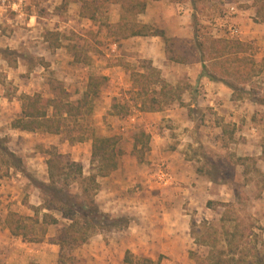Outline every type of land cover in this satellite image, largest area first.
<instances>
[{
    "label": "rangeland",
    "instance_id": "1",
    "mask_svg": "<svg viewBox=\"0 0 264 264\" xmlns=\"http://www.w3.org/2000/svg\"><path fill=\"white\" fill-rule=\"evenodd\" d=\"M13 1L19 0H0V7H7V3L10 5ZM167 1L169 5L164 9L163 18L169 19L168 21H172L177 15H183L181 8L183 4H189L191 9L188 10L191 18L186 22V25L191 26L188 37H174L188 41L177 43L178 57L188 60L189 63L195 60L204 61L211 74L234 85L237 94L242 95V99L233 104L227 100L222 101L223 95L216 96V99L207 97L206 94L211 92H202V88H198L199 80L195 78V81L192 80L193 75L195 76L193 72L195 66L201 71L199 64L165 68V82L184 90L180 105L185 106L183 108L188 112H186L185 126L178 122L180 121L178 116L172 117V120H163L164 128H160V133L167 134L169 141L160 145L165 152L177 150L184 154L185 160L190 161L186 164L188 170L193 168L199 176L201 175L200 177L203 178L201 183L206 182L207 179H214L211 186L203 183L199 187L201 190L205 187L211 190L210 197H213V194L219 197L218 200L212 198V209L206 211L204 206L210 198L201 192L195 197L191 195L194 208H186L185 211L191 216L190 235L195 247L191 246V251H188L187 264L204 263L208 252H216L222 248L226 251L231 250L229 256L234 257L236 264H253L252 254L255 252L264 254V105H262L264 62L261 61L264 56V31L259 27L260 23L255 15L250 16L249 13L256 12L257 1ZM23 4L24 16L21 18L16 19L9 9L0 18L1 33L9 38L17 37L20 43H24L23 46H19L18 52L0 50V146L3 145L7 151L15 155V158L7 157L4 150L0 151V264H56L57 260L54 257L58 253V247L51 246V243L62 231L63 224L67 222L59 215H56L59 220L58 225L35 226L29 221L34 217L32 206L37 207L42 203V194L38 185L46 180L45 163L53 159L52 154H68L78 158L87 175L90 167L88 138L116 137L119 139L116 149L120 153L117 168L102 181L103 184L112 187L123 182L122 176H125V173L123 174L122 170L123 162L119 163V159L124 152L129 151L130 146V156L134 161L145 170H154L153 182L167 185L181 182L176 180L177 177L172 176L169 160H159L154 164L155 166H151V161L149 162L154 139L151 140L153 135L149 134V129H145L141 122L142 115L136 110V100H132L133 90L129 74L141 71L139 67L145 64L139 63L142 55L128 48L131 42L116 40L106 35L102 27L97 24L92 25L89 21L78 17V4L76 6L71 3L66 9L58 7L60 0H23ZM117 5L109 7L108 22L118 19ZM230 7H234L233 13ZM31 15L34 18L29 20L28 17ZM240 15L245 19L243 26L248 33L243 32V36H229L227 33L229 27L236 26L240 29L242 26L235 21ZM7 16L12 18V21L5 28L4 22ZM142 21L143 18L138 15L136 22L141 24ZM216 24L217 32H213ZM157 27L162 28V26ZM219 27L220 34H218ZM44 31L52 34L43 35ZM42 36L51 45L60 43L62 50L50 51L51 54L56 53V60L52 58L53 54L47 53L44 46L35 50V53L42 56L29 54L32 46L30 43H45ZM216 41H219L217 43L221 46H226L223 55H226L228 60L223 62L226 57L219 58L222 50L216 52L220 47L214 44ZM236 41L243 45L240 47L241 50L235 46ZM114 45L116 48L113 47ZM197 47L200 48L199 51ZM44 58L59 63L51 65L50 62H44ZM143 60L150 62L147 58ZM248 67L251 68L249 72ZM243 71L247 72L249 78L244 77L240 82L237 73ZM164 74L161 75L164 77ZM89 75H107V82L101 88L99 98L94 102L92 116L86 125V122L82 124V129L68 123L63 132L57 136L21 133L11 129V124L20 112L22 94L37 93L47 99L53 96L61 97L62 93H65L66 99L73 102L80 98ZM113 99L119 104L125 102L130 106L127 116L116 118L109 114ZM219 101L224 103L218 104ZM176 105L177 102H174L166 106L163 111L173 110ZM232 105H236L238 111L233 109ZM222 127L223 135L219 131ZM163 129L165 132H162ZM181 129L189 132L191 144L187 139L181 138L183 134ZM140 132L148 136V141L142 140L143 143L134 151L132 149L134 139ZM79 135H82L84 140L72 142ZM130 164L133 165V162ZM131 169L129 172L135 175L141 171L139 168ZM162 174H166V178L158 180ZM130 182L133 183V179ZM205 184L206 186H203ZM56 186L62 188V183L59 182ZM77 187L76 184L71 183L68 189L71 194L79 193V189L78 192L76 191ZM219 203L227 206H220ZM11 215L25 220L27 225L25 232L28 236L41 237L42 240L29 243L5 232V222ZM195 215L198 217L196 218ZM38 217L40 218L39 214ZM120 219L126 220L124 217ZM225 230L237 236L230 247L225 246L223 241L220 242L221 231ZM98 233L105 241L112 237L111 232L106 231H97L93 235ZM239 235H242L241 238ZM77 249L73 251V256ZM119 257V252H114L113 264H123L119 261ZM74 258L75 264H85V258L79 256ZM137 259L142 258H134L126 254V260L135 262Z\"/></svg>",
    "mask_w": 264,
    "mask_h": 264
},
{
    "label": "trees",
    "instance_id": "2",
    "mask_svg": "<svg viewBox=\"0 0 264 264\" xmlns=\"http://www.w3.org/2000/svg\"><path fill=\"white\" fill-rule=\"evenodd\" d=\"M149 1L157 0H62L60 8L66 9L70 2L78 4L80 17L105 27L107 34L116 40L132 37H158L162 40L165 54L170 60L179 64H188L189 61L178 57L176 51L178 49L177 43H186L188 41L167 38L162 30L136 22L137 16L144 12L146 4ZM256 1V20H258V23L264 24V0ZM113 4H118L120 9L119 19L115 24L107 21L109 7ZM217 42L219 41H216L214 44L220 47L216 49V52L218 53L219 50H222L219 58L222 56L225 58L226 55H223V52L226 46H221ZM234 43L239 48L243 46L237 41ZM59 46H61L60 43H53L52 45L53 48H58ZM199 50L200 48L197 47V51ZM226 60H228L227 57L223 62ZM140 62L141 65L145 64V66L139 67L141 71L129 73L133 88L132 100H136L135 107L137 112H160L174 102L180 104L184 90L179 86L174 87L165 82L161 78L160 72L150 62L143 59H140ZM199 63L201 64L200 77H204L209 81L219 82L228 87L232 92L231 100L240 101L242 99V95L237 94L234 85L227 83L223 78L215 77L211 74L204 61H199ZM250 69H248V72ZM226 75H228L227 71ZM237 75L239 81L244 77L246 79L249 78L246 71L239 72ZM106 82L107 77L105 76L89 75L80 98L73 102L66 99L65 93H62L61 97L56 96L47 99L39 94H22L20 97L22 109L20 115L13 121L12 127L31 133H43L53 136L60 135L68 123L82 129V124L86 122V125L92 116L94 102L99 98L101 88ZM242 94L245 93L243 92ZM262 105H264V101ZM129 108L130 106L125 102L119 104L118 101L113 99L109 114L125 117L129 114ZM75 138L72 142L84 140L82 135ZM88 140H91L90 175L83 177L82 166L79 163L71 161L67 155L52 154L53 159L46 161L48 182L46 184L39 183L38 185L39 191L42 194V203L39 207L32 208L34 217L29 219L30 223L35 226L58 225L59 220L56 215H59L63 221L67 222L63 224L62 231L53 240V244L58 247L56 264H75L73 251L86 244L97 231L111 232L112 230L127 227L126 220L112 218L107 214L101 213L94 201V195L99 189L96 179L107 177L117 168L120 153L116 149V146L119 139L116 137L91 136ZM142 140L147 142L148 136L143 132L137 133L134 139V150L143 143ZM3 150L7 157L15 158L1 145L0 151L3 152ZM17 162H19L18 159ZM211 181H214V179H211ZM59 182L62 183V188H57L56 184ZM71 183L78 186L80 189L79 193H70L68 188ZM219 204L223 207L227 206L224 203ZM212 205L213 202L211 201L206 203L208 209H212ZM41 212L43 213L41 214ZM5 223L9 233L14 237H19L29 243H36L42 240L41 237L27 235L25 232L27 228L25 220L19 216L11 215ZM221 236L220 242L223 241L227 247H230L237 237L234 233H229L227 230L221 231ZM239 236L241 238L242 235ZM230 252L231 250L226 251L224 248L216 252H208L206 262L201 264H236L237 261L233 259L234 257L229 256ZM126 254L123 262L126 264L133 263L126 260ZM252 256L254 258L253 264H264V254L255 252ZM134 264L158 263L142 258L137 259Z\"/></svg>",
    "mask_w": 264,
    "mask_h": 264
},
{
    "label": "crops",
    "instance_id": "3",
    "mask_svg": "<svg viewBox=\"0 0 264 264\" xmlns=\"http://www.w3.org/2000/svg\"><path fill=\"white\" fill-rule=\"evenodd\" d=\"M71 3L73 5H76V3L74 2H70L69 4ZM4 4L5 3H3L2 5ZM61 4H62V0H60V4L58 7H61ZM113 5H117V4H113ZM167 5H169L167 0L165 1L157 0V1L147 2L144 12L139 15L141 18H143L141 24L154 26L155 28L162 30L167 38L188 37V32L191 28L190 25H186L188 19L191 18V14L189 13V11L191 10L189 9L190 8L189 4H183L181 6V8H183V15H177L176 17H174V19H172V21H168L169 19L163 18L165 12L164 9L168 7ZM23 6H24L23 0H19L16 2L13 1L12 4L10 5H8L7 3V7L1 6L0 18L4 16L7 9H9V12L12 13L16 19L21 18L22 16H24ZM117 6L119 12L120 11L119 5ZM249 13H251L250 16L255 15V12L253 13L250 11ZM77 14L78 17H80L79 8ZM28 18L29 20H32L34 17L31 15ZM80 18L89 21L92 25L95 24L88 19L82 17ZM118 19H119V14H118ZM118 19L116 21L109 23L115 24L117 23ZM235 19L237 23L242 25L240 26V29H238L239 31L238 35L239 36L242 35L243 32L244 34H246V32L248 33V31L245 32L243 26L245 25V22L243 23L245 19L241 18V15L240 17L237 16ZM11 21L12 18L7 16V20L5 19L4 22V24L6 25L5 28H7V24H10ZM153 24L157 26H162L163 29ZM13 26L14 25H12V27ZM97 26L99 25L97 24ZM216 26L217 24L215 25L213 32L214 31L217 32ZM100 27H102L105 30V33L107 35V31L105 27L103 26ZM259 27L264 31V24L262 23L259 24ZM218 30H219L218 34H220L221 33L220 27L218 28ZM47 32L48 31H44L43 35L52 33V32H48V33ZM247 36L249 35L247 34ZM44 38L45 37L42 36V39L45 43H30L32 45L31 53H29L31 56H38V57L42 56L39 55V53H35V50H37L38 47L40 46L41 47L44 46L48 54H51L50 52L51 49H54L55 52L62 50L61 46H59L58 48H53L51 43H49L46 40V38L45 39ZM121 40L131 42L129 43L128 48L133 50V52L135 51L138 52L140 55H142L140 59L147 58L154 68L160 70L159 72L162 79L166 78V74H164L166 67L169 66L188 67L191 63H196L201 65L196 60L188 64H179L173 62L165 54L164 44L162 40L158 37H132ZM150 42H154V43H150ZM23 45L24 43H20L17 37L10 36L9 38V36H5L4 34H2L0 30V50H2V52H13V51L18 52V49L20 48L19 46H23ZM115 46L116 45H114L113 47L116 48ZM52 54H51L52 58L56 60L57 58L56 53H52ZM263 60H264V56L261 58V61ZM44 62L49 63L50 61L44 58ZM55 63H59V62L57 61L50 62L51 65ZM118 67L120 66L118 65ZM28 72H30V70H28ZM193 72L195 73V76L193 75L192 80L193 81L197 79L199 80L198 88L199 89L202 88L201 90L202 92L203 91L211 92L209 94H206L207 97L216 99V96L223 95L224 99H222V101L227 100L231 104L235 103V101L231 100L232 92L229 90V88L223 86L219 82H213V81H209L204 77H199L201 72L199 67L195 66ZM161 74H164V77ZM189 76L191 75L189 74ZM105 77H107V75ZM27 95L30 94L27 93ZM180 102H182V99ZM221 103L223 104L224 102L219 101L218 104ZM175 107H176L175 109L170 111L166 110L160 112H149V113H139V114L142 115L141 122H143L145 129H149L148 130L149 134L153 135L151 137V140L154 139V145L152 146L150 145L151 155L149 157V162L151 161V166H155L154 164L159 160H165V159L169 160L168 164L170 166L171 172L173 173V174L171 173L172 176L174 175L175 177H177L176 178L177 181L183 183L181 184L175 182L173 185L172 184L167 185V184H158L156 181L153 182L152 180L154 179V173H155L153 172L154 170L153 169L145 170L144 167L138 165V163L134 161V158L130 156L131 146L129 144L130 146L129 151L124 152V154L121 156V159H119V163L123 162V169H122L123 174L125 173V176L127 175V177L122 176L123 182H119L117 183V185L112 187L107 184H103L102 181H104L106 177L97 178L96 181L99 185V189L94 195V201L101 212L109 215L110 217L117 219L124 217L127 221V227L123 229L112 230L111 231L112 237L107 241L103 240L101 234L99 233L95 234L89 239V241L86 244L79 247L75 251L74 256L85 258V264H113L115 261L113 258L114 252L117 253L119 252L120 254L119 261L122 262L123 264H126L123 262V258L127 252L134 258L149 259L153 262H157L158 264H187L188 254H189L188 251L189 250L191 251V246L194 245L193 238H191L190 235L191 216L187 214L185 211L186 208H194V202L191 198V195L195 197V195H198L199 192H201L203 194H206L207 197L210 198L208 200L211 202L213 200L212 198L218 200L219 197L215 196L214 194L212 195L213 197H210L209 195L211 194L210 193L211 190L206 189V187L204 188V190L200 189L199 185H202L203 183H207L208 186H211L214 182L207 179L206 182L203 181V183H201L200 181L201 179H203L200 177L201 175L199 176L193 168H191V170H188L186 164L190 163V161L189 159L185 160L184 154L178 152L177 150H169V151L166 150L165 152L164 149H162L161 147L162 144H166V142L169 141V136L167 134L160 133L161 132L160 128H164L162 124L164 119L172 120V117L176 118L178 116V118L180 117L179 118L180 121L178 122L181 123L183 126H185L186 124V112L188 111L183 108L185 106H181L179 103H177ZM232 107L233 109H236L238 111L236 105L234 106L232 105ZM21 109H22V102H21L20 112ZM216 109L217 107H215L214 110ZM226 113H229V111H226ZM115 117L121 118L119 116H115ZM11 129L19 131L21 133H31L20 129H15L12 127V124H11ZM219 129H220L219 130L220 133L223 135L224 134L223 132L224 130H222L223 127ZM162 132H165V130L163 129ZM181 133H183L181 138H184V140L187 139L188 143L191 144L189 132L186 131L185 129H181ZM31 134H40V133H31ZM88 141L90 143V157H91V140ZM132 149L134 150L133 146ZM11 154L15 156L13 153ZM72 157L68 155V158L71 161L79 163L81 165V163L77 160L78 158H74V157L72 158ZM90 157H89V165H90ZM173 159H176V161H172ZM131 162H133V165L130 164ZM131 165L133 170L139 168L141 171L137 175H135L133 172L130 173L129 171L131 169ZM90 168L91 166L89 167V173L85 175L86 174L85 169L82 167L83 177H87L90 175ZM132 179L134 181L133 183L130 182ZM137 181H140V183H137ZM43 182L45 184L46 182H48L47 166H46V180L44 179ZM203 186H206V184ZM78 189L79 188L77 187L76 188L77 192ZM39 206L40 205H38L37 207ZM204 209L206 211L211 210L206 207V204L204 206ZM4 231L7 232L9 235H11L7 227L5 228ZM15 238H19V237H15ZM51 246H56V245L51 243ZM56 256L54 258H56L57 260Z\"/></svg>",
    "mask_w": 264,
    "mask_h": 264
},
{
    "label": "built area",
    "instance_id": "4",
    "mask_svg": "<svg viewBox=\"0 0 264 264\" xmlns=\"http://www.w3.org/2000/svg\"><path fill=\"white\" fill-rule=\"evenodd\" d=\"M230 9V11L233 13V11H234V7H230L229 8ZM238 28L236 27V26H231V27H229L228 28V31H227V33L229 34V36H236V35H238ZM166 174H162L159 178H158V180L160 179V180H162V178H166Z\"/></svg>",
    "mask_w": 264,
    "mask_h": 264
}]
</instances>
